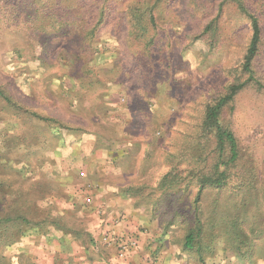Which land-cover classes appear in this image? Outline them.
Wrapping results in <instances>:
<instances>
[{
    "label": "rangeland",
    "instance_id": "374dc122",
    "mask_svg": "<svg viewBox=\"0 0 264 264\" xmlns=\"http://www.w3.org/2000/svg\"><path fill=\"white\" fill-rule=\"evenodd\" d=\"M240 3L261 29L252 65L260 86H245L221 117L246 167L254 170L255 192L238 211L240 194L205 191L200 209L203 217L238 214L254 245L249 259L231 250L227 223L205 227L202 259L182 250L194 227V188L167 192L163 207L153 205L162 194L158 182L172 164L192 167L184 142L204 105L240 78L251 29L232 0H0V90L20 107L0 99V199L29 189L25 196L36 201L38 191L52 190L51 177L71 172L69 181L53 187L59 201L38 207L75 209L71 221L87 228L99 216L86 211L93 202L84 204L88 189L101 190L91 179H108L116 185L100 195H121L114 205L135 209L136 226L148 233L164 231V219L182 213L183 223L176 218L167 232L186 264H264V235L250 234L251 226L264 233V0ZM137 6L154 18L145 23L142 39L131 33L127 17ZM93 164L99 171H91ZM129 185L140 187L146 200L129 197ZM99 202L100 218L106 209ZM4 205L5 200L0 217Z\"/></svg>",
    "mask_w": 264,
    "mask_h": 264
},
{
    "label": "trees",
    "instance_id": "16d2710c",
    "mask_svg": "<svg viewBox=\"0 0 264 264\" xmlns=\"http://www.w3.org/2000/svg\"><path fill=\"white\" fill-rule=\"evenodd\" d=\"M155 1L158 3L160 0ZM232 1L237 3L238 11L249 21L251 29L249 43L243 55L240 72L238 74L240 78L229 84L222 93L215 96L204 105L201 115L193 125L191 130L192 133L187 135L189 137L184 142V145L188 146L189 149V158L185 156L187 165L190 164L192 167L180 169L178 164H172L173 167L170 171L164 174L158 182L157 189L161 191L162 194L153 203L154 207H163L165 201L163 194H167V192H177L180 189L183 190L184 193H187L190 188L195 189V194L191 202L194 227L189 228L186 232L181 247L182 250L191 251L199 259H202L201 255L204 250L203 245L199 244V240L202 238L204 232L206 230H215L219 225H225V223L230 227H228L226 232L227 241L230 242L231 250H233L237 256L244 259L243 256L247 255L249 259V253L252 252L254 246L253 244H249L250 239L244 235L243 228H240V223L242 224L244 221L237 217L238 214L231 215L227 212H222L221 215L203 217L200 209V200L205 196V191H213L218 194L227 192L230 196H238V194H240L241 202L239 207L241 209H238V211L243 209V205L245 206L247 202L250 201L252 194L255 192L253 181L256 177L254 175V170L246 167V162L242 157L237 139L234 133L223 124L221 116L226 108L231 107L235 96L245 86L249 84L260 86L255 78L252 65L259 52L261 29L258 18L249 12V10L240 3V0ZM127 17L131 33L134 34L136 39L144 38L146 34L145 23L154 21L150 9L146 10V8H141L140 6L130 8ZM101 20L102 15L96 26L99 25ZM216 21L217 18L215 17L214 20L206 26L203 32L207 33L211 31ZM0 99L5 105L14 107V109L20 111L19 105L13 102L12 99L1 90ZM42 120L51 122L50 119L42 118ZM125 188L124 191L129 193V197L137 198L136 196H139L140 198L138 199L146 200V197L142 198L140 187L136 188L129 185ZM35 190L36 188L33 189V191ZM29 191L28 189L26 194ZM50 192L51 198L53 193L50 188L40 193L38 191L36 201L32 200L29 196H25L26 194H24V192L18 193L17 196L10 194V199L3 196L6 207L4 205L3 217H0V247L2 246L3 248L0 250V264H4L5 261L3 256L4 249H9L10 244L17 242L18 237L22 235L23 229L29 232H35V227L45 230L47 226L50 227L52 225L63 234L67 232L72 233L73 237L78 241L84 236L82 233L84 231L83 226L79 225L76 221H71L74 219L72 214L67 215L62 213L56 216L52 213V209L47 207L39 209V203L45 206L49 204L50 200H48L46 195ZM256 195L257 193L255 196ZM3 199H0V204L4 203ZM84 204L87 206L91 205V203ZM174 208L178 212L181 210V207ZM181 214V212L177 214V212L174 211L173 215L170 216V218L168 217L169 219H164V236H170L167 230H170L169 228L172 227L174 228L176 218L179 217L181 219L180 222L183 223ZM254 229V226L250 227L251 235H257L256 237L258 238L264 235L262 231L257 232ZM84 238L85 237H83V241ZM102 243L105 244L103 238Z\"/></svg>",
    "mask_w": 264,
    "mask_h": 264
},
{
    "label": "crops",
    "instance_id": "0c3cea01",
    "mask_svg": "<svg viewBox=\"0 0 264 264\" xmlns=\"http://www.w3.org/2000/svg\"><path fill=\"white\" fill-rule=\"evenodd\" d=\"M93 165V167H90L91 171H99L98 166ZM70 174L71 172H68V175L66 174L65 177L61 178H58L57 174L51 177L52 182H54L52 188L57 187V185L62 186L60 183L64 178L69 181L71 179ZM79 176L84 177L83 171L79 173ZM100 179L92 178L91 180L94 183H89L101 186V190L104 188L105 191L111 188L110 186L116 185L108 179ZM101 190L97 188L86 191L88 194L86 197H89L93 202L92 207L86 211L94 214L97 212L101 216L103 214L99 210L101 208L99 207V199L101 198V204L105 206L106 213L105 216L100 218L96 214L98 218L89 224V226L91 225L90 228L89 226L87 228L83 226L84 231L82 233L85 241L76 240L70 232L63 234L52 225L47 226L45 230L35 227V232L23 229L17 242L10 244L9 249H4V264H186L181 252L178 249L176 251V246L173 247L174 250L172 249L171 245L174 246V244L170 243V236H164V231L156 234L138 228L133 220V217L137 216L136 210L132 208L123 209L118 204L115 206V202L120 203L121 195L107 197L111 194L100 195ZM51 191L52 193L55 192L53 189ZM56 195L58 194L53 193L51 198L48 199L51 204L59 201V196L54 197ZM128 201H131V199H128ZM74 211L75 209L68 208L65 210L55 209L52 212L57 216L62 213L73 215ZM111 233L134 234L138 240V248L128 253L124 258L118 257L115 248L102 243V238ZM7 250L13 254L11 253L7 257ZM156 253H159V255H155Z\"/></svg>",
    "mask_w": 264,
    "mask_h": 264
},
{
    "label": "built area",
    "instance_id": "2783aa9c",
    "mask_svg": "<svg viewBox=\"0 0 264 264\" xmlns=\"http://www.w3.org/2000/svg\"><path fill=\"white\" fill-rule=\"evenodd\" d=\"M85 203L90 204L92 200L89 197L85 198ZM103 242L115 248L118 257L124 258L128 253L134 251L138 246V240L134 235H122L111 233L103 237Z\"/></svg>",
    "mask_w": 264,
    "mask_h": 264
}]
</instances>
